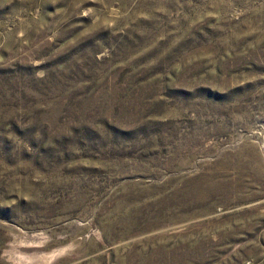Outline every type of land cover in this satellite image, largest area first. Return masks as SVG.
<instances>
[{
    "label": "rangeland",
    "instance_id": "1",
    "mask_svg": "<svg viewBox=\"0 0 264 264\" xmlns=\"http://www.w3.org/2000/svg\"><path fill=\"white\" fill-rule=\"evenodd\" d=\"M20 263L264 264V0H0Z\"/></svg>",
    "mask_w": 264,
    "mask_h": 264
},
{
    "label": "bare ground",
    "instance_id": "2",
    "mask_svg": "<svg viewBox=\"0 0 264 264\" xmlns=\"http://www.w3.org/2000/svg\"><path fill=\"white\" fill-rule=\"evenodd\" d=\"M10 254H11L13 257L17 258V257H16L17 254H15L14 251H13L12 253H10ZM22 254H23V253H22ZM18 255H19V254H18ZM24 255H25V254H24ZM21 257H23V256L21 255ZM26 257H27V256H26ZM19 258H20V256H19ZM19 258H18V260H19ZM19 262H20V261H19ZM40 262L42 263V262H44V260L41 259ZM38 263H39V262H38ZM20 264H22V263H20ZM25 264H28V263H25Z\"/></svg>",
    "mask_w": 264,
    "mask_h": 264
}]
</instances>
